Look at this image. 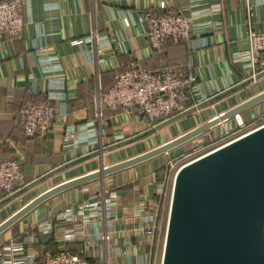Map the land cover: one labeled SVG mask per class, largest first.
Returning a JSON list of instances; mask_svg holds the SVG:
<instances>
[{"label":"crops","instance_id":"obj_1","mask_svg":"<svg viewBox=\"0 0 264 264\" xmlns=\"http://www.w3.org/2000/svg\"><path fill=\"white\" fill-rule=\"evenodd\" d=\"M166 11L190 18L193 37L189 42L168 43L156 50L145 36L146 28L136 21L143 12ZM23 12L24 40H15L6 34L0 38V158L21 160L27 184L86 156L88 148L98 149L96 143L88 142L65 147L66 130L86 128L87 135L99 133V126H92L96 121L97 92L110 89L115 81L114 74L128 69L131 62L150 70L180 69L191 58L198 75L199 98L215 96L251 76V70L245 63L234 62V56L246 50L250 31H264V0H25ZM126 17L133 21L130 28L124 26ZM48 54L61 58L68 115L66 118L59 116L45 136L27 137L20 126L19 114L26 104L47 100L49 80L42 73L40 61ZM262 92L264 77L150 134L158 135L172 128L176 135L161 144L146 148L151 145L148 135L107 152L108 166L173 141ZM58 110L62 112V107ZM262 115L264 102L211 132L222 135L238 123H248ZM102 128L105 146L111 145L114 139H126L121 134L136 136L148 130L133 113L126 115L110 110L104 114ZM204 135H210V131ZM182 147L169 153L180 151ZM163 156L110 175L105 183L91 181L52 197L0 235V251L20 242L28 250L41 252V260L46 251L53 255L61 249L79 252L85 246L82 236L64 243V238L72 235L74 225L58 216L70 207L95 202L105 189L117 191L118 199L113 207L119 216L85 225L87 237L102 238L106 234L110 237L90 243L92 264H144L151 253L153 264H157L160 238L156 239V247L152 245L142 231L145 228L143 220L132 218L130 211L139 206L147 208L156 199L157 172L168 165L159 162ZM100 166L96 156L54 174L1 206L0 212L13 211L0 224L47 190L92 174ZM48 221L53 223V230L46 234L41 225Z\"/></svg>","mask_w":264,"mask_h":264},{"label":"built area","instance_id":"obj_2","mask_svg":"<svg viewBox=\"0 0 264 264\" xmlns=\"http://www.w3.org/2000/svg\"><path fill=\"white\" fill-rule=\"evenodd\" d=\"M193 2L204 0H192ZM25 0H2L0 1V38L9 35L15 40H24L26 22L24 18ZM164 9V7H163ZM144 26L145 36L152 48L162 49L166 44H179L189 42L193 37V27L190 18L176 14L172 11L164 13L143 12L136 21ZM124 26L130 28L133 21L124 18ZM234 62L245 63V67L251 70L250 77L264 72V31L261 33L250 31L247 38V48L244 52L234 56ZM40 68L45 78L49 80L47 100L41 103H28L20 111L19 123L27 137H43L53 127L59 116L64 118L68 115L66 85L61 58L57 54H48L40 61ZM249 77V78H250ZM32 78V77H31ZM113 86L103 91L98 90L95 98L96 121L93 128L99 126L95 134H86V128L76 130L70 127L66 130L64 138L65 147L72 146L77 142L96 143L98 147L103 140V119L106 110L114 112L122 110L133 113L136 119L144 122L148 129L166 122L188 110L197 107L213 96L200 97L198 88V75L192 59L180 69L166 67L160 70L142 68L131 62L128 69L118 71L115 75ZM62 107V112L58 108ZM264 125V115L248 124H242L235 129L226 130L219 138L215 147L210 151L184 163L183 165L216 150L245 134L256 130ZM84 134V136H81ZM119 142V141H117ZM98 150L87 149V155ZM182 165V166H183ZM180 166V167H182ZM180 167L171 162L165 167L166 176L162 182L156 184V199L152 205L136 207L130 211L134 219H141L145 224L142 230L155 244L157 237L161 238L162 232L166 231L167 218L162 219V209L169 206L173 180ZM27 185L23 164L16 157L0 158V196L5 199ZM118 199L116 190H103L93 203L79 204L77 208L70 207L62 212L58 218L67 220L74 225L72 235L64 238V243L77 240L82 236L85 246L77 253L67 249H61L56 255L44 252L41 260V252L28 250L24 243H12L0 251V264H92L89 254L90 243H97L99 239L109 240L106 234L100 236H86L87 224L104 218H118V210L113 207V202ZM169 212V207H168ZM83 216L82 220L80 217ZM44 233L53 230V223L48 221L41 225ZM165 238V234H164ZM144 264H153V253L147 255Z\"/></svg>","mask_w":264,"mask_h":264},{"label":"water","instance_id":"obj_3","mask_svg":"<svg viewBox=\"0 0 264 264\" xmlns=\"http://www.w3.org/2000/svg\"><path fill=\"white\" fill-rule=\"evenodd\" d=\"M263 77L247 78L156 127L64 164L0 200V207L74 164L142 139ZM263 102L264 92L158 148L47 190L2 222L0 235L52 197L165 155ZM160 264H264V125L178 169Z\"/></svg>","mask_w":264,"mask_h":264},{"label":"rangeland","instance_id":"obj_4","mask_svg":"<svg viewBox=\"0 0 264 264\" xmlns=\"http://www.w3.org/2000/svg\"><path fill=\"white\" fill-rule=\"evenodd\" d=\"M121 113H124L127 115V113L125 112H121ZM201 115V114H200ZM140 122V121H138ZM252 122V121H251ZM250 123V122H248ZM248 123H238L236 125L235 128H237L238 126H241L242 124H248ZM228 130H232V129H228ZM225 132H223L222 134H224ZM153 134V133H152ZM151 134V135H152ZM134 134H130V135H120L124 138H127V137H132ZM150 136V144L149 146H147L146 148H150V147H154L158 144H161L162 142H165L169 139H171L173 136L176 135V132L173 131L172 128H169V129H166V131H163L162 133H159L158 135H153V136ZM149 136H146L144 138H147ZM221 136V133H215V132H211L210 131V135H204L203 137H198L192 141H190L189 143H187L186 145H182V149L177 150V151H174L172 153H167L166 155H164L161 159V161H159L160 163L162 164H169L170 162L172 164H174V166L176 167H180L182 166L184 163L210 151L211 149H213L215 147V144L213 143H216L217 141V138H219ZM117 139H114V141L112 142V144L114 142H116ZM110 144H107L106 146H108ZM110 152V151H109ZM25 199H28V197H25ZM168 204H167V200H166V205L163 207L162 209V213L161 215L163 216L162 219H166L167 218V213H168ZM11 208L13 209L14 208V205L11 206ZM13 210H9V209H5V211H2L0 212V222L3 221L5 219V217H7V215H9ZM164 234H165V228H164V231L162 232V236L160 238V240H163L164 238ZM158 263L157 264H160L161 262V257H162V249H161V246H160V250L158 251Z\"/></svg>","mask_w":264,"mask_h":264},{"label":"trees","instance_id":"obj_5","mask_svg":"<svg viewBox=\"0 0 264 264\" xmlns=\"http://www.w3.org/2000/svg\"><path fill=\"white\" fill-rule=\"evenodd\" d=\"M117 73V72H116ZM116 73L114 74V75H116ZM107 111V110H106ZM105 111V112H106ZM110 111H112V110H110ZM120 112H122V110H118V111H116V113H120ZM105 114V113H104ZM3 158H6V157H3ZM165 176H166V169L165 168H162V169H160L158 172H157V177H158V181L159 182H162L164 179H165ZM0 199L2 200V197L0 196ZM157 241L158 240H156L155 241V247H156V245H157ZM163 244H164V238H163V240H160V242H159V246H158V248L161 246V249L163 250Z\"/></svg>","mask_w":264,"mask_h":264},{"label":"bare ground","instance_id":"obj_6","mask_svg":"<svg viewBox=\"0 0 264 264\" xmlns=\"http://www.w3.org/2000/svg\"><path fill=\"white\" fill-rule=\"evenodd\" d=\"M105 144L104 141L102 140L101 145L98 147V149H104ZM99 159L100 165L103 166L104 168L108 167V157L106 153H102L101 155L97 156ZM103 181L105 183V178L103 180H100V182Z\"/></svg>","mask_w":264,"mask_h":264}]
</instances>
